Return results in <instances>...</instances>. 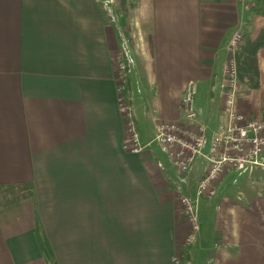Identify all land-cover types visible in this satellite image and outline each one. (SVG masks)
Masks as SVG:
<instances>
[{
    "label": "crops",
    "instance_id": "crops-1",
    "mask_svg": "<svg viewBox=\"0 0 264 264\" xmlns=\"http://www.w3.org/2000/svg\"><path fill=\"white\" fill-rule=\"evenodd\" d=\"M260 1L136 0L110 20L112 0H0V189L26 200L0 221V264H264V168L228 170L187 245L180 198L209 164L181 174L154 142L185 122L190 83L209 140L229 124L230 44L258 31ZM257 60L259 87L239 83L235 109L263 121L264 48Z\"/></svg>",
    "mask_w": 264,
    "mask_h": 264
},
{
    "label": "built area",
    "instance_id": "built-area-1",
    "mask_svg": "<svg viewBox=\"0 0 264 264\" xmlns=\"http://www.w3.org/2000/svg\"><path fill=\"white\" fill-rule=\"evenodd\" d=\"M254 5L249 8L252 9ZM244 41V35L237 33L230 44V59L225 68L229 85L224 86L226 113L229 124L221 127L209 140V130L197 122L196 97L198 86L190 83L181 102L185 117L183 124L161 123L157 127L154 142L168 157L173 167L181 174H186L199 158L208 161L209 168L199 182L196 198H180L183 215L190 233L186 244L196 242L200 233L199 203L205 196H215L214 184L228 171L237 169L253 172L264 168V120H250L238 114L235 109L238 96L237 51ZM120 78L124 80L126 66L121 59ZM121 112L128 135L127 149L134 153L143 150L139 134L132 118L129 106L122 102Z\"/></svg>",
    "mask_w": 264,
    "mask_h": 264
},
{
    "label": "trees",
    "instance_id": "trees-1",
    "mask_svg": "<svg viewBox=\"0 0 264 264\" xmlns=\"http://www.w3.org/2000/svg\"><path fill=\"white\" fill-rule=\"evenodd\" d=\"M256 24L258 31L248 36L246 41L236 55L239 71V80L252 89L259 87V67L257 54L264 48V0L260 1V6L256 9Z\"/></svg>",
    "mask_w": 264,
    "mask_h": 264
},
{
    "label": "rangeland",
    "instance_id": "rangeland-1",
    "mask_svg": "<svg viewBox=\"0 0 264 264\" xmlns=\"http://www.w3.org/2000/svg\"><path fill=\"white\" fill-rule=\"evenodd\" d=\"M133 2L135 4L136 0H112V3L110 4V9H111V14L114 17H110V20L119 19L123 17V15L128 13ZM137 3L138 1L136 2V4ZM254 6H256V4ZM130 11H132V13L135 12L133 9ZM245 41H246V36L244 35V41L241 44V46L244 44ZM239 50L240 48L238 49L237 54ZM237 70H238V65H237ZM237 82L238 84L241 83L239 80V71H238ZM224 85L225 86L229 85L227 75L224 76ZM24 201L26 200H24L19 195V192L16 190L12 192L9 189H0V221H2L3 219L17 217L19 212H21L23 208Z\"/></svg>",
    "mask_w": 264,
    "mask_h": 264
}]
</instances>
